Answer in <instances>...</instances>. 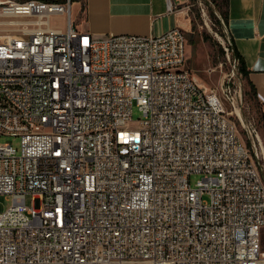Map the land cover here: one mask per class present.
Returning <instances> with one entry per match:
<instances>
[{
	"label": "built area",
	"instance_id": "built-area-1",
	"mask_svg": "<svg viewBox=\"0 0 264 264\" xmlns=\"http://www.w3.org/2000/svg\"><path fill=\"white\" fill-rule=\"evenodd\" d=\"M72 5L0 0V264H264L263 175L185 31L95 37Z\"/></svg>",
	"mask_w": 264,
	"mask_h": 264
},
{
	"label": "rangeland",
	"instance_id": "rangeland-1",
	"mask_svg": "<svg viewBox=\"0 0 264 264\" xmlns=\"http://www.w3.org/2000/svg\"><path fill=\"white\" fill-rule=\"evenodd\" d=\"M81 0H73L72 19L81 24L79 6ZM186 18L190 20V29L186 31V69L205 90L216 93L230 119L235 123L239 136L249 149L264 178V110L255 105L246 81L238 71V61L229 43L224 20L212 0H188ZM63 17L52 19L53 25L64 26ZM144 117L137 106L132 112V126ZM18 146V139L2 136L0 145ZM201 175L191 176L194 186ZM31 198H26L30 206ZM12 199L0 196V211L11 207ZM264 252V231L262 234Z\"/></svg>",
	"mask_w": 264,
	"mask_h": 264
},
{
	"label": "crops",
	"instance_id": "crops-1",
	"mask_svg": "<svg viewBox=\"0 0 264 264\" xmlns=\"http://www.w3.org/2000/svg\"><path fill=\"white\" fill-rule=\"evenodd\" d=\"M188 0H81L77 31L95 37L109 34L159 35L175 26L190 29ZM172 4L174 11H169ZM73 6V5H72ZM72 18V11H71ZM226 30L244 60L248 81L264 110V0H228Z\"/></svg>",
	"mask_w": 264,
	"mask_h": 264
},
{
	"label": "trees",
	"instance_id": "trees-1",
	"mask_svg": "<svg viewBox=\"0 0 264 264\" xmlns=\"http://www.w3.org/2000/svg\"><path fill=\"white\" fill-rule=\"evenodd\" d=\"M212 2H213V4H215L217 6L218 11L220 12V14H221V16H222V18L224 20L225 26H226L227 22H228V0H212ZM231 42H232V40H231ZM231 47L233 48L234 56H235V58L238 61V71L242 75L244 80L246 81V84H247V86L249 88L247 94L250 95V97L253 100V103H255V105L261 107V103H260V101H259V99L257 97L256 89L253 86V84L248 81L249 72H248V70H247V68L245 66L244 60L238 54V52L235 50L233 45H231Z\"/></svg>",
	"mask_w": 264,
	"mask_h": 264
}]
</instances>
